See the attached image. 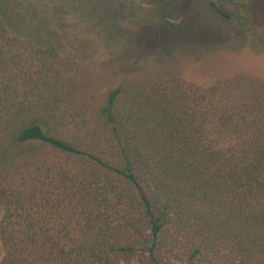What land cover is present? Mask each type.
<instances>
[{"label":"trees","instance_id":"1","mask_svg":"<svg viewBox=\"0 0 264 264\" xmlns=\"http://www.w3.org/2000/svg\"><path fill=\"white\" fill-rule=\"evenodd\" d=\"M166 55L102 80L0 15L1 264H264V86Z\"/></svg>","mask_w":264,"mask_h":264},{"label":"rangeland","instance_id":"2","mask_svg":"<svg viewBox=\"0 0 264 264\" xmlns=\"http://www.w3.org/2000/svg\"><path fill=\"white\" fill-rule=\"evenodd\" d=\"M152 1L0 0V15L12 34L56 45L102 80L151 71L167 54L196 85L245 76L264 86V0Z\"/></svg>","mask_w":264,"mask_h":264}]
</instances>
